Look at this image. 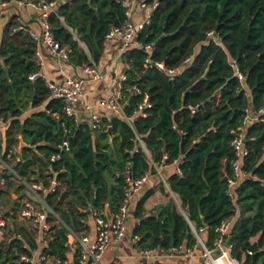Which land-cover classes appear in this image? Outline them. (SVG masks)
<instances>
[{
  "label": "trees",
  "instance_id": "1",
  "mask_svg": "<svg viewBox=\"0 0 264 264\" xmlns=\"http://www.w3.org/2000/svg\"><path fill=\"white\" fill-rule=\"evenodd\" d=\"M42 1H56L48 22L54 39L70 48L69 59L75 65L97 63L107 32L126 19L121 0ZM144 1L156 5L136 39L152 44L150 58L164 62L167 70L145 65L148 53L142 48L126 49L121 55L124 112L131 116L142 98L131 91L133 85L148 95L151 106L144 109V116H135L131 125L117 114L103 118L101 130L66 116L61 100L50 96L44 81L29 79L38 69L33 61L36 43L27 30H13L17 22L11 19L0 43V120L4 124L0 125V158L8 163L14 156L9 151L22 139L27 146L20 149L12 166L16 175L44 187L53 178L58 182L53 190L38 194L51 210H45L50 234L43 252L61 264L66 261L69 235L80 236L89 215L105 216L106 203L112 212L117 210L127 177L138 178L155 172L154 165L176 160L179 172L170 175L167 183L178 195L184 214L169 203L157 214L143 215L147 192L135 209L137 249L192 246L196 238L188 221L204 244L211 246L213 228L231 219L227 237L231 256L240 264H251L257 253L256 264H264V111L259 112L264 109V0ZM232 60L244 80L234 74ZM169 69L176 70L172 79ZM28 108L36 110L25 115ZM246 110L252 119L243 127ZM232 130L243 135L246 154L240 167L246 175L229 194L227 181L235 158ZM63 140L68 141V151L50 160ZM4 171L0 176L5 180L16 177ZM20 234L1 244L4 260L19 259L36 248L31 238ZM257 235L251 243L250 238ZM78 253L76 247L74 261Z\"/></svg>",
  "mask_w": 264,
  "mask_h": 264
},
{
  "label": "built area",
  "instance_id": "2",
  "mask_svg": "<svg viewBox=\"0 0 264 264\" xmlns=\"http://www.w3.org/2000/svg\"><path fill=\"white\" fill-rule=\"evenodd\" d=\"M62 1V0H59ZM135 0H121V4L124 8V12L126 15L125 21L120 26H113L109 29L105 36V41L118 38L120 40L119 52L123 53L126 49L131 46L142 48L145 52L148 53L145 58V65H154L160 70H167L164 62L155 61L153 62L150 58V53L153 49L152 44H141L137 39V33L144 28L146 24L149 22L150 14L152 9L155 7L156 3L152 5L147 4L144 0L140 1V7L146 8V18L139 23H134L130 19L131 11L128 8V5ZM20 5H28L31 6L41 12L42 17V33L40 36L35 35L33 32L29 31L30 37L36 42L37 45H45L47 46L52 53L59 56L62 59H68L70 48L65 45H60L53 36L50 23L48 22V15L51 11H53L54 5L56 1L44 4L42 0H17ZM20 27H16L13 30L19 29ZM214 33L212 31L208 32V36L212 37ZM33 59L37 65V70L29 75L30 80H34L37 77H40L45 85L47 86L50 96L60 99L62 102V111L68 117H73L76 123H80L75 117V110L77 104L82 96L83 89L88 80H96L102 77L101 72L97 68V65L91 60L90 63L83 65V73L84 76L81 77H71L67 78L62 83H56L51 81L47 75L41 71V66L43 65V56L38 52H34ZM190 57L186 58L184 62H187ZM231 66L234 68V74L240 79L244 80V75L238 70L236 61H231ZM176 70L169 69L168 73L170 75V79L173 78ZM125 80V76H121L118 81V89L113 92L109 97L100 98L96 104V107L104 108L110 111H113L115 114L123 118L130 125L132 124V120L135 116L141 115L144 116L145 108H149L151 106L148 95L146 93H141V90L137 88L135 85L131 87V91L134 94H142L141 100L137 103L135 109L132 112L131 116H127L124 112V98L122 94V81ZM264 109H260L259 112H263ZM251 116L246 110V114L244 115L242 125H247ZM90 127L94 130L103 129V121L101 115L98 111L91 112L90 115ZM242 130V126L239 128ZM234 136L230 140V146L234 151L235 158L232 162L233 173L232 176L228 178L227 188L229 194H231V189L236 185L239 178L244 177L246 174L241 170L240 162L241 157L246 154V150L244 148L243 135L241 132H236L232 130ZM69 145L67 140H63L58 145V153L52 154L50 156V160H56L60 158V153L63 151H68ZM15 149L9 151L10 154H14ZM8 155V156H9ZM177 161V160H176ZM175 161V162H176ZM8 170L9 173L15 175L19 178L15 171L11 166L8 165L2 158H0V171ZM22 182H25L21 178H19ZM147 179L146 174L141 175L138 178H131L130 176L126 178L127 186L124 187V195L123 198L117 208V210L111 214V217L108 218L103 215H96L95 217V229H96V237L92 244H89V238L87 235L83 236H73L75 241H77V247L79 248V253L76 257L75 264H98V260L103 253V251L110 246L111 244L119 241L123 238L125 234V221L128 216V204L129 199L132 193L141 189L143 184ZM5 183V177L1 175L0 184L3 185ZM28 190L31 193V198L23 199L18 211V217L21 220H30L39 225L40 229V249L37 247L30 251V254H21L19 256V261L24 262L25 264H45L49 260V256L43 252V248L47 246L50 234V224L46 222V208L51 211L46 205L42 202L38 191H42L44 193L49 192L54 189L55 186L58 185V182L53 178L50 181L48 187H44L42 183L33 182L28 184ZM40 202L43 203V206H40ZM190 222V221H189ZM231 219L222 220L219 224H217L213 228L214 238L211 246H206L202 241L199 234L193 228L191 222L190 225L193 228V233L196 238V243L192 246H186L184 244H180L178 246H171L169 249H164L161 246L157 245L152 248H146L139 250V255L144 258L156 257L158 253H168V254H177L181 253L184 257L191 258L194 256L196 250H200V256L203 259V264H219V261H223L226 264H240L236 259L231 256V245L227 243V237L229 235V231L231 228ZM6 227V219L3 216H0V237L2 239H6L5 233ZM202 231V228H200ZM136 240V237H134ZM252 254V252H248ZM145 264H156L155 262L145 263Z\"/></svg>",
  "mask_w": 264,
  "mask_h": 264
},
{
  "label": "crops",
  "instance_id": "3",
  "mask_svg": "<svg viewBox=\"0 0 264 264\" xmlns=\"http://www.w3.org/2000/svg\"><path fill=\"white\" fill-rule=\"evenodd\" d=\"M140 1L141 0H135L133 3L131 2L128 5V8L131 11L130 19L134 23H139L146 18L147 9L140 7ZM11 19H14L17 22L16 27H20L19 29H25L28 32L31 31L37 36H40L42 33V17L39 10L28 5H20L17 0L4 2L0 1V43ZM80 45L82 44L80 43ZM119 45L120 40L118 38H112L104 42L103 53L99 61L95 63L101 72L102 77L100 79L88 80L86 82L82 96L77 104L75 110L76 119L80 122L88 124L89 126L91 112L98 111L102 119L110 118L113 114H115L113 111L104 108L98 109L96 104L100 98L109 97L118 89L117 81L124 75L125 65L122 62V53L118 50ZM35 51H38L43 56L41 71L44 72L51 81L62 83L67 78L84 76V64L75 65L69 58L67 60L62 59L52 53V51H50V49L45 45L36 44ZM33 61L35 62L34 59ZM35 110L36 109L28 108L24 111V113L27 115ZM0 125H4L1 120ZM140 145L145 151L147 157L150 158V154L145 149L142 142H140ZM14 149V155L19 156L21 149L20 141ZM178 162L179 161H176L171 164L161 166L154 165L155 172L148 171L145 173L147 176L145 183L141 189L132 193L129 199L128 216L125 221V234L123 238L111 244L103 251L98 260V264H145L151 262H155L156 264H203V259L200 256V250H196L194 256L191 258L184 257L181 253H158V255L154 258H144L139 255V249H137L133 236L134 228L139 221V217L135 215L136 204L149 191L150 194L143 203V215L157 214L160 207L169 203H173L177 211L184 214L178 195L170 189V186L167 183V179L170 175L179 172ZM4 172L5 171H0V174H3ZM18 190V186L16 189H9L8 193L10 194L11 201L18 199ZM6 193V189L2 188V185L0 184V216L5 217L6 219V239L3 240L2 237H0V264H2V261L4 264H19L20 261L18 258H7L4 260L5 257L1 254V244L5 241H10L14 237H22L20 234L21 232L23 236L25 235L31 238L32 242L36 244V247L40 249V229L37 223L30 220H21L18 217V210L15 212L11 209L13 208L11 205H7L5 200ZM30 195L31 194H29V198H31ZM22 200L23 199L19 201V207ZM39 204L41 207L43 206L42 202ZM106 209H108L107 212ZM102 212L105 216L107 214L111 215L114 213L111 209H109L107 203ZM95 217L96 214H91L85 219L84 223L87 228L84 232L79 234L80 236L87 235L89 238V244H92L96 237ZM188 223L190 225L189 221ZM190 228L193 233L194 227L192 228L190 225ZM257 239L258 235L251 237L250 242L254 243ZM77 246V241L73 238L71 240L72 251H67L66 261L63 264H75L74 249ZM16 254L17 253L15 252V255ZM17 255L19 256V254ZM45 264H61V262L50 257L48 262Z\"/></svg>",
  "mask_w": 264,
  "mask_h": 264
},
{
  "label": "rangeland",
  "instance_id": "4",
  "mask_svg": "<svg viewBox=\"0 0 264 264\" xmlns=\"http://www.w3.org/2000/svg\"><path fill=\"white\" fill-rule=\"evenodd\" d=\"M16 157L17 155H14L13 157L10 158L9 162H8V165L9 166H13L16 162ZM10 181L11 182V185H9L7 182ZM23 184L24 186L22 188H19V192H18V199H15L14 201H11V198H10V194L8 193L9 189L12 188V189H16V187L20 184ZM2 188H5L7 193L5 194V200L7 202V205H11L13 208H11L12 210L14 209V207L18 206L19 205V201L21 199H28L29 198V194H31L28 190V185L26 184V182H22L19 178L17 177H10L8 180L5 181V184L2 185ZM32 196V195H30ZM18 200V201H17ZM13 202V203H12ZM10 209V207H9ZM10 209V211H11Z\"/></svg>",
  "mask_w": 264,
  "mask_h": 264
},
{
  "label": "water",
  "instance_id": "5",
  "mask_svg": "<svg viewBox=\"0 0 264 264\" xmlns=\"http://www.w3.org/2000/svg\"><path fill=\"white\" fill-rule=\"evenodd\" d=\"M107 132H108V134H109V141L111 142V139H112V131H111V127H110V126L107 128ZM19 140H20V147H21V148L24 147V146H27V145L22 141V139H19ZM243 142H244V139H243ZM130 177H131V176H130ZM107 211H108V209H106V212H107ZM88 213L90 214V209L88 210ZM106 217L110 218L111 215L107 214ZM73 238H74L73 235L70 234V235H69V240H68V242H67V244H66V247H67V249H68L69 251H72V249H71V240H72ZM256 254H257V253L253 254L251 264H256V262H255V260H256Z\"/></svg>",
  "mask_w": 264,
  "mask_h": 264
},
{
  "label": "bare ground",
  "instance_id": "6",
  "mask_svg": "<svg viewBox=\"0 0 264 264\" xmlns=\"http://www.w3.org/2000/svg\"><path fill=\"white\" fill-rule=\"evenodd\" d=\"M219 264H226L225 262H223V261H219Z\"/></svg>",
  "mask_w": 264,
  "mask_h": 264
}]
</instances>
